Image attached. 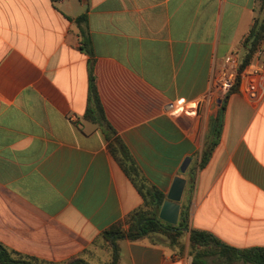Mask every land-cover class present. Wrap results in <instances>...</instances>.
I'll return each mask as SVG.
<instances>
[{
  "label": "crops",
  "instance_id": "obj_1",
  "mask_svg": "<svg viewBox=\"0 0 264 264\" xmlns=\"http://www.w3.org/2000/svg\"><path fill=\"white\" fill-rule=\"evenodd\" d=\"M256 16L257 0H0V244L36 264H107L101 234L143 204L105 128L86 117L93 61L105 117L142 181L166 201L184 178L190 229L264 248V41L247 66L262 69L257 99L245 80L226 94L212 81L228 55L240 61ZM184 232L177 243L118 240V264H194Z\"/></svg>",
  "mask_w": 264,
  "mask_h": 264
},
{
  "label": "trees",
  "instance_id": "obj_2",
  "mask_svg": "<svg viewBox=\"0 0 264 264\" xmlns=\"http://www.w3.org/2000/svg\"><path fill=\"white\" fill-rule=\"evenodd\" d=\"M74 21L83 34L84 26L88 22V16L83 14L74 19ZM263 41L264 0H257V16L250 31L242 41L243 52L239 63L240 71H243L251 64ZM83 44L84 51L90 56H93L94 53L90 42L84 39ZM93 66V61H91L89 64V97L86 117L105 128L106 137L109 142V151L143 198V204L141 206L131 211L122 221L113 224L101 234V239L105 242L106 250L111 255V261L107 264H118V240L128 239L130 241H138L145 237L160 234L167 236L171 243H177L178 238L185 233L184 230L190 231V254L193 257L194 264H208V259L210 258L224 259L227 263L244 261L248 264H264V248L237 249L224 244L211 233L198 229H190L188 205L183 206L177 225L162 221L159 215L166 196L156 187L149 186L142 181L140 171L127 145L120 137L116 136L115 131L108 123L97 90ZM235 89L230 91V93L234 92ZM223 119L224 107H222L217 117L212 120L210 139L206 143L201 156V168L209 162L213 150L218 143L222 131ZM0 263L36 264L31 258L16 256L15 253L9 251L2 244H0ZM66 264L90 263L82 258H73Z\"/></svg>",
  "mask_w": 264,
  "mask_h": 264
},
{
  "label": "built area",
  "instance_id": "obj_3",
  "mask_svg": "<svg viewBox=\"0 0 264 264\" xmlns=\"http://www.w3.org/2000/svg\"><path fill=\"white\" fill-rule=\"evenodd\" d=\"M255 55L260 57L261 51L258 50ZM239 63L240 61L237 56L233 54L228 55L213 76V86L216 90L226 94L241 81L245 80L248 83V96L250 99L255 100L258 98L257 76L262 69L258 66H250L240 71Z\"/></svg>",
  "mask_w": 264,
  "mask_h": 264
},
{
  "label": "water",
  "instance_id": "obj_4",
  "mask_svg": "<svg viewBox=\"0 0 264 264\" xmlns=\"http://www.w3.org/2000/svg\"><path fill=\"white\" fill-rule=\"evenodd\" d=\"M191 159H186L181 167V172L185 173L190 165ZM186 180L177 177L167 195V200L164 202L160 210V218L169 224L177 225L180 214V201L184 193Z\"/></svg>",
  "mask_w": 264,
  "mask_h": 264
}]
</instances>
